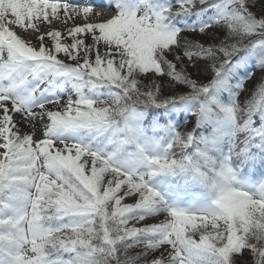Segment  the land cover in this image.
<instances>
[{
	"label": "snow or ice",
	"instance_id": "6c2138e0",
	"mask_svg": "<svg viewBox=\"0 0 264 264\" xmlns=\"http://www.w3.org/2000/svg\"><path fill=\"white\" fill-rule=\"evenodd\" d=\"M178 2L179 8H163L154 17L119 11L106 22H85L68 30L71 43L62 40L61 32L49 31L51 39L41 35L37 47L19 38L10 26L36 28L35 21H47L61 7L66 14L71 9L88 17L93 6L0 0V75L31 61L25 80L47 71L49 76L83 75L94 78L93 84L119 90L107 100L81 94L75 100L38 106L53 126L64 129L102 128L134 105L162 107L200 100L211 88L227 85L221 74L239 52L264 48V15L258 18L252 11L256 0H213L222 14L212 24L189 29L198 31V39L186 38L165 23L174 12L187 13L193 7L192 0ZM236 4L246 17L232 11ZM83 34L91 43L85 44ZM202 63L213 72L208 84H198L190 75ZM258 66L264 67V57ZM176 84L191 92L164 96ZM16 87H0V264H236L235 257L244 250L251 251L253 264H264V182L253 191L234 187L233 171L224 164L218 182L210 183L199 173L215 193L209 207L195 211L170 207L145 177L113 166L111 157L80 143L34 139L28 120L33 114L22 112L10 95ZM224 111L234 119V108ZM252 122L249 119L243 127L248 129ZM24 125L31 126L29 134ZM256 135L264 139L260 132ZM193 142L192 133L176 131L168 148L186 149ZM148 163L161 171L182 166L166 155L150 157ZM126 197L138 198L133 204L122 203ZM165 213L159 223L135 226ZM49 221L60 223L53 227ZM130 221L135 223L130 226ZM196 233L199 240L193 238ZM134 248L140 249L136 255L130 252Z\"/></svg>",
	"mask_w": 264,
	"mask_h": 264
},
{
	"label": "rangeland",
	"instance_id": "374dc122",
	"mask_svg": "<svg viewBox=\"0 0 264 264\" xmlns=\"http://www.w3.org/2000/svg\"><path fill=\"white\" fill-rule=\"evenodd\" d=\"M112 1L117 3V7L110 13L103 16L90 12L88 17H85L82 12L77 15L76 13H73L71 9L69 10V13L66 14L63 7H61L57 15L53 16L50 14L47 21H35L36 28H21L16 25H11L10 28L12 31L16 32L19 38L25 40L26 43L30 42L38 47V41L41 35H44L47 40L51 39L47 36V32L49 31L61 32L62 40L71 43V37L67 36L69 29L76 26H82L85 22H106L107 19L112 18V16L119 11H134L138 13L139 10H141L142 16L154 17L155 14L164 7H171L173 9L179 8V3L176 4L178 0H174V5L170 2H164L165 0L163 2H158V0H136L132 5H129V0ZM49 2L53 1L49 0ZM56 2H59L61 5L68 2L78 4L81 7L86 6L83 3H75L65 0H62L61 2L58 0ZM192 4L195 8L200 5L201 7L199 11L196 13L190 12L194 9L192 7L191 10L187 12L188 15L183 19L184 21L179 20L182 19L183 15L179 17L176 16L177 13L174 12L172 14L173 18L171 19V15H169L165 23L170 30L180 29L181 36L198 39V31H189V29L198 30L205 24L214 23V21H216L222 14V9L219 5L213 4V0H207L205 3L206 6L203 5L204 3H202L201 0H197L195 2L192 0ZM210 4H213V6H209ZM258 9L262 11L260 14ZM206 11H210L208 15H211L207 22L197 17V14L204 15ZM232 11L241 16H247V13L240 7L239 4L234 5ZM252 11L256 13L258 18H260L261 15H264V0H256L255 7L252 8ZM191 18L193 19L191 20ZM173 20L175 23H179L181 25L173 24ZM220 26L222 25H217V27ZM83 35L86 37L85 44L91 43L90 36H88V34ZM204 38L207 39L208 37ZM255 40L256 37H253L254 42ZM100 47L102 51L105 50L102 45ZM243 52H245V54L239 57L240 59L237 56L234 60L233 57L235 63L238 62L233 66L236 68L235 73H238L239 75L240 72H243L244 74L239 77H229L231 81L226 86H218V88L214 87L213 93L223 91L224 94L221 98L214 95L212 91H209V96L205 99V101H201V99L193 100L189 105V102H187L189 100H185L172 104L168 109L170 111L169 114L175 117V122L165 120L155 122L151 115H145L144 117L143 112L138 113L135 108H130L115 122L110 121L107 125L99 129H64L53 126L50 118L44 115L42 110L37 107V102H40L39 105L44 104L45 106H48L49 101L59 99L62 103H64L69 98L73 100L77 99L81 94L87 95L92 99L104 100L105 95H110L112 97L119 91L111 85L93 84L92 80L94 78L85 77L83 75H68L70 79L69 83L62 82L64 79H60L59 81L56 80V87H64V92L57 90L56 87H51L48 90V95H45L44 99L41 101L35 100L34 93H37L38 90L45 86L46 79L43 81L38 80L34 83V85H32L31 91H28L25 94L20 92L18 87H16L12 90L10 95L13 99L20 103L22 112L30 111L33 114L28 117V120L32 124L34 139L50 137L57 143L60 141L65 143H80L89 150L111 157V163L113 166L129 170L138 176L145 177L146 182L149 183L151 187L154 186V189L161 194L164 202H166L170 207H178L195 211L209 207L215 194L213 189L210 187V184H205L201 181L199 176L200 172H203L208 176L210 183H215L219 181L218 172L220 166L227 164V166L233 171L234 187H238L241 190L253 191L257 185L264 182V168L255 174V176L249 177V175L245 173L238 174V172L233 169L229 163V151L233 149L238 152L236 159L242 164L249 161L251 157L258 158L261 154L264 156V139H262L261 136L256 135L257 132L264 135V83L259 86V89L254 90V92L250 91L248 86H246L250 82H255L254 80H256V75L264 77V67L258 66L260 68L256 70L253 68L254 65H250L252 61H255V65H257L258 60L264 57V48H246ZM60 56L62 57L63 54H60ZM94 57L95 52L91 54V59L94 60ZM66 62L71 63V61ZM203 68L206 69L205 65L202 63L199 66L200 70L198 71L196 69L197 76H194V79L199 83L206 84L208 76L205 75L206 72ZM208 69H210V67ZM250 73L252 74L251 79L245 80ZM3 75H0V87H11L14 84L17 85L18 82L23 80L21 73L16 76L8 77V80L4 79ZM141 75L148 76L149 74L144 73ZM167 79L168 78L164 80L165 87H167ZM144 83H148V81H144ZM240 85H243V87L241 88ZM229 88H232L230 93L228 92ZM97 89H99L103 95L91 96L90 91ZM174 91L178 92L177 89ZM168 92V95H171L173 91L171 93L170 91H165L164 93L167 94ZM97 93L100 94L99 92ZM251 93L252 98L247 100ZM225 95L230 97L229 101L225 100ZM213 96H215V98H213ZM240 99H243L246 103H248L249 109H252V112L250 113L247 108L245 112L243 111L240 115H237V108L234 106V119H229L224 109L231 107L230 102L233 103L237 100L240 101ZM201 104H205L206 107L201 108ZM53 110L59 109L53 108ZM160 112L161 111H155V113ZM188 113H190V116H186ZM20 115L21 113L16 114L17 117ZM199 117L200 119L202 117L204 121L211 125L212 131L199 136L200 132L198 131H200V128L198 131L196 130V133L193 134L194 142L191 144V146H194L193 151H191V148L187 147L185 149L178 146L169 149L168 145L173 143L175 132L180 131L181 133H191L190 128L194 129L195 127L197 129L196 125L200 122ZM249 119L253 122L248 129H245L243 124L248 122ZM177 121L180 123H177ZM30 127V125L23 126L25 134H29ZM37 131L39 132L38 136L36 135ZM72 134H76L75 136H77V138L72 136ZM78 138L81 139L83 143H81ZM103 139L109 141L106 144L107 146L110 144L112 145V143H117L122 147H120V149H123L124 151L119 150L118 153H120V155H117V150L110 147L109 151L106 147H101V145L105 146ZM101 141H103V144H100ZM235 147L238 149H235ZM242 149H246V151L242 152ZM0 151L3 150L0 149ZM200 152H203L204 156H200ZM157 155H166L169 158L177 159L181 162L182 166L172 170H158L148 163V158ZM209 161H211V163ZM172 171L176 172L169 176L168 173ZM168 176L177 177L172 185L173 188L169 187V190H173L172 195L157 181L158 179L163 180L165 177L168 179ZM182 178L184 179V183L181 181ZM191 185H195L197 187V191H195L196 193L194 194H189L190 190L188 187ZM194 196L198 197L195 198ZM137 198L138 197H126L122 203L133 204L136 202ZM165 215L167 214L165 213L146 217L145 221L140 222L135 226L141 227L145 224L159 223L164 219ZM58 223H60V221L48 222L49 226L53 227ZM134 223L135 222L130 221V226ZM197 224H200L199 220H197ZM193 238L199 240V233H196ZM139 251V248L130 250L132 255H136ZM156 255L158 256L159 252H157ZM235 260L236 264H253V255L250 250H244L241 255H237L235 257Z\"/></svg>",
	"mask_w": 264,
	"mask_h": 264
},
{
	"label": "trees",
	"instance_id": "16d2710c",
	"mask_svg": "<svg viewBox=\"0 0 264 264\" xmlns=\"http://www.w3.org/2000/svg\"><path fill=\"white\" fill-rule=\"evenodd\" d=\"M164 0H158V2H163ZM195 1H197V0H194V2ZM164 2H170V3H173V5H174V0H165ZM179 2H177L176 4H178ZM173 5H169V6H173ZM204 6H206V4L204 3L203 4ZM197 6V5H196ZM200 5H198V7H193L194 9H192V11H190V12H192V13H196L197 11H199V9H200ZM164 8H166V7H164ZM203 9V8H202ZM209 10V9H208ZM260 12H259V14L262 12L260 9H258ZM155 11V10H154ZM156 13V12H155ZM210 13V11H206L205 12V14L204 15H199V14H197V17L198 18H200V19H202V20H204V21H206L207 22V20H208V18L211 16V15H208ZM183 15V16H182ZM188 14L187 13H178L176 16H179V17H181L182 16V19H179V20H183L184 18H186V16H187ZM173 17H172V14H171V19H172ZM193 18H191V20H192ZM184 21V20H183ZM173 24H175V25H181V24H179V23H175V21L173 20V22H172ZM205 23V22H204ZM203 24V23H202ZM183 26H185V25H183ZM185 28H187V27H185ZM243 50L241 51V52H239L238 53V58L239 57H241V56H243L244 54H245V52H243ZM237 56H235L234 57V60H235V58L237 57ZM240 59V58H239ZM233 60V64L232 65H229V66H226L225 67V69H224V71L222 72V74H221V76L223 77V79L224 80H226L227 81V85L229 84V82L231 81L230 80V78L229 77H239L240 75H243L244 73L243 72H240V74L238 75V73H235V67L233 66V65H236L237 63H235V61ZM251 66H253L254 65V69H258V68H260V67H258V63H257V65H255V61H252L251 62V64H250ZM256 66V67H255ZM198 71L200 70L199 69V67H197L196 68ZM196 69H194L193 71H190V75H191V78L192 79H194V76H197V73H196ZM204 69V68H203ZM204 71L206 72L205 73V75L206 76H208L207 78V82H206V84H208V83H210V81L213 79V73L211 72V68L210 69H204ZM243 71V70H242ZM238 72V71H237ZM212 73V74H211ZM255 75H256V73H255ZM257 76V77H256ZM255 77H256V80H254L255 82H250V83H248L246 86H248V88L250 89V91H253L254 92V90H257V89H259V86L260 85H262V83H261V81H263V79H264V77H262V76H259V75H256ZM195 80V79H194ZM198 84H202V83H199V82H197ZM167 86V85H166ZM216 88H218V87H216ZM96 89V88H95ZM178 90V93L179 94H183V95H187V94H189L190 92H191V89L190 88H188L186 85H180V84H176V86L170 91V93L172 92V91H174V90ZM227 89H228V87H227ZM213 90H214V87L213 88H211L210 89V91H212V93H213ZM227 91V90H226ZM232 91V88H229V93ZM96 92V93H95ZM97 92H99L100 94H98ZM256 92V91H255ZM102 92H100L99 91V89H97V90H91L90 91V94H91V96H93V95H100V96H102L103 95V93L101 94ZM169 94V92L166 94V93H164V96H169L168 95ZM214 95H217L218 97H220L221 98V96L224 94L223 93V91L222 92H220V91H218V93H213ZM208 94L205 96V97H203L202 99H201V101H205V99H207L208 98ZM109 98H111V96L110 95H105L104 96V100H107V99H109ZM213 98H215V96H213ZM252 98V93L250 94V96L247 98V100L248 99H251ZM225 100H227V101H229L230 100V97H228L227 95H225ZM185 101V100H184ZM192 101L193 100H189V101H187V102H189L188 104L190 105L191 103H192ZM233 101V100H232ZM176 102H179V101H176ZM176 102H172V103H168L167 105H165V106H162V107H156V106H152V105H143V104H140V105H134L133 107H131V108H135L136 110H137V112L139 113V112H143L144 113V117H145V115H151L152 116V118H153V120H155V122H157V121H162V120H165V121H169V122H175V117L173 116V115H170L169 113H170V111H169V107L172 105V104H174V103H176ZM230 106L233 108L234 106H236V110H237V115H240L243 111L245 112V110H247V108L249 109V105H248V103H246V101H244L243 99L241 100L240 99V101L239 100H237V101H234L233 103L232 102H230ZM189 107V106H188ZM134 109V110H135ZM148 111H150V112H148ZM155 111H161L160 113H155ZM147 112H148V114H147ZM249 112L251 113L252 112V109H249ZM190 113H188V114H186V116H190L189 115ZM189 118V117H188ZM185 119V118H184ZM199 119H200V117H199ZM181 121V120H180ZM177 123H180V122H178L177 121ZM200 125V126H199ZM197 129L194 127V129L193 128H190V131H191V133L192 134H194V133H196V130L198 131L199 130V128H200V131H198V132H200V134H199V136H202V135H204V133H207V132H210V131H212V127H211V125H209L206 121H204L203 120V118L201 117V119H200V122H198L197 123ZM197 132V133H198ZM104 140V139H103ZM79 141H81V142H83L81 139L79 140ZM104 142H105V145L107 144V142H109V141H106V140H104ZM245 143V142H244ZM96 144V143H95ZM100 144H103V141H101L100 142ZM110 147L112 148L113 146H110L109 145V149H110ZM179 147V146H178ZM188 148H191V151H193V149H194V146L192 145H190ZM235 149H238L237 147H235ZM169 150V149H168ZM182 150V149H181ZM123 151V150H122ZM179 151H180V149H179ZM194 153V152H193ZM229 153H230V160H231V164L233 165V167L235 168V170L238 172V174H247V175H249V177H253V176H255V174H257L258 172H260V170L261 169H263L264 168V156L261 154L260 155V157L258 156V158H255V157H251L250 159H249V161H246V162H244V164H242V163H240L236 158H237V151L235 150L234 151V149L233 150H230L229 151ZM189 156H191V155H189ZM233 158V159H232ZM185 159V158H184ZM183 159V160H184ZM176 171H172V172H169L168 173V175L170 176L171 174H174ZM168 176V181H169V183H170V185H173V183H174V180L177 178L176 176H172V177H169ZM183 177V176H182ZM178 178H180V177H178ZM184 178V177H183ZM182 178V182L184 183V179ZM186 178V177H185Z\"/></svg>",
	"mask_w": 264,
	"mask_h": 264
},
{
	"label": "bare ground",
	"instance_id": "6f19581e",
	"mask_svg": "<svg viewBox=\"0 0 264 264\" xmlns=\"http://www.w3.org/2000/svg\"><path fill=\"white\" fill-rule=\"evenodd\" d=\"M96 5H98L96 7ZM96 5H92L93 6V9L91 11V13H95L96 15H99V16H103V15H106L108 13H110L112 10H114L116 4L112 3L111 0H101L99 4H96ZM39 132L37 131L36 132V135L38 136Z\"/></svg>",
	"mask_w": 264,
	"mask_h": 264
}]
</instances>
